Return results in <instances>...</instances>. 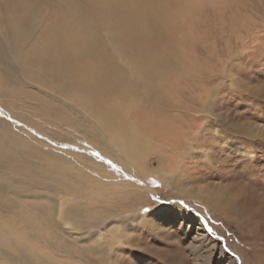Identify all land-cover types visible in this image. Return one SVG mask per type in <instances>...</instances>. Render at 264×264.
<instances>
[{
    "label": "rangeland",
    "instance_id": "obj_1",
    "mask_svg": "<svg viewBox=\"0 0 264 264\" xmlns=\"http://www.w3.org/2000/svg\"><path fill=\"white\" fill-rule=\"evenodd\" d=\"M41 1L45 8L29 19L31 36L15 43L0 0V157L6 159H0V208L11 212L0 214V227L35 225L38 216L28 202L62 196L77 230L89 229L94 217L153 210L148 223L130 227L129 239L116 244L108 264H264V0H126L134 13L117 33L142 46L131 51L132 45L117 44L128 65L103 26L120 16L111 6L114 0ZM103 2L110 10L98 17ZM84 18L95 21L91 30L102 36L122 72L108 93H101L103 105L112 103L115 123L79 111L84 109L68 85L79 84L84 67L92 69L86 48L68 50L75 20ZM46 26L69 52L61 59L55 52L42 53ZM155 34L160 43L152 47L148 38ZM137 63L160 66L151 74L136 72L142 88L130 78ZM94 125L100 131L111 126L112 143L124 135L139 145L142 166L134 163L139 188L125 178L127 168ZM18 230L0 238V246L34 243L32 234L29 240ZM22 230L35 233L36 227ZM34 245L28 255L36 259L44 249L48 260L49 246ZM13 263L0 259V264Z\"/></svg>",
    "mask_w": 264,
    "mask_h": 264
},
{
    "label": "bare ground",
    "instance_id": "obj_2",
    "mask_svg": "<svg viewBox=\"0 0 264 264\" xmlns=\"http://www.w3.org/2000/svg\"><path fill=\"white\" fill-rule=\"evenodd\" d=\"M38 1L43 3V1H41V0H2L1 9H2V16L4 18L3 20L5 21L7 29L10 32V35L13 38V41L15 43H16V41L18 43H20L23 39H27L28 37L31 36L32 28L30 26L29 19H30L31 16L36 15L37 13H40V11L45 8L44 5H40L39 6L38 5ZM85 1L87 2V0H85ZM125 1L126 0H121V1L114 0V1H112L113 3L110 2L111 6L117 8V11L119 10L121 13H120L119 17L118 16L117 17L116 16L115 17H111V18L108 17L109 20H106L108 23H103V26L106 28V31H107V33L106 32L105 33L109 34L111 36L110 38L113 41V48H115L116 50L117 49L119 50V54L122 57V61L124 59H126V62H123V63L128 65L129 64V60H130L129 57L127 55H126V58L124 57L123 51L121 49L122 47H118L117 44L120 43V44H124V45H132V47L130 46L131 51H134L136 48H139L138 50H140V47L142 48V46L139 45L140 43L139 44H135V41H131L130 37L129 38H123L121 36L122 34L118 35V33H117L119 31L121 32V30H123L125 27H127L125 22H128V24H129V15L131 13V9L125 5ZM143 1L144 0H140V3H142ZM96 3H97V0H96ZM103 3L104 4L101 3V5H98L100 7L102 6L99 10L96 9L98 11L97 13L99 14L98 17H100L101 13L105 14V10L107 8L108 9L110 8V4H108L107 2H103ZM57 4H59V3H57ZM98 4H100V3H98ZM91 10H93V9H91ZM159 11H160V9H159ZM85 13L88 16L90 15L87 12H85ZM132 13H134V12H132ZM94 14H96L95 11H94ZM157 17H158V15H157ZM99 20H100V18H99ZM82 21H83V23H85V26H84L83 23L80 22L79 19L75 20L76 27L73 29V32L71 34L70 39H68V43H69L68 50H72L73 48H77L79 50L86 48V51H89L88 53L90 54V57H91L89 60H90V65H91L92 69H87V70H90V71H87L86 67L83 66L84 68L81 71V74H77L79 84H74L73 83V84H68V85H70L72 87V89L74 90V93H76V96L75 95L74 96L77 97V100H76V102H78L77 104L79 105L80 108L84 109V111H82L81 109H79V111H81L84 114H91V115H95L97 117L98 116L99 117L104 116V117L108 118L109 120L113 121V123H115L114 122L115 120L113 119L115 117V112H113L111 110V107H113V106H111L112 103L110 102L111 104L108 103V104H104L103 105L102 104V99L103 98H102L101 93H102V91H103V93L107 92L109 90V86L111 85V82L114 81L116 76L120 75L119 73L122 74V72L120 71V66L118 64H116V61L107 52L108 48L106 49V47L103 44V42L101 43V39L100 38L102 36L98 37L97 36V32L95 33V32H93V30H91V25L94 24L95 21L92 24L86 18L82 19ZM140 23L141 22H139V21L136 22L137 25H139ZM79 24H80V26L82 28H79ZM130 24H132V23H130ZM156 24H158V23H156ZM72 27H74V22H73ZM135 27L136 26H134V28ZM152 27H151V29H152ZM145 28L147 29V27H145ZM94 31H96V30H94ZM42 33H43L42 34L43 37L46 38V43H45V45H44V47L42 49V53H44L45 51L55 52L56 56H58L60 59L65 56V53H69L68 51H64L63 50L62 45L57 42V40L53 36L52 32H49V28L47 26H46L44 32H42ZM105 33H103V34H105ZM129 33H130V31H129ZM140 34H142V33H140ZM159 36H160V32H159ZM107 38H109V36H107ZM148 39H149V42H150L152 47H156L160 43V37H157V35H156V37L152 35ZM162 39H164L163 36H162ZM105 40H106V38H105ZM161 41H163V40H161ZM46 44H50L51 45V49L46 50ZM27 47H29V46H27ZM31 48H32V46H31ZM28 49H30V48H28ZM109 49H111V48L109 47ZM123 50H124V48H123ZM37 51H38V49L36 50V52ZM135 51H137V50H135ZM29 53H31L30 50L27 51V55H29ZM126 53L131 55L132 52L131 53L126 52ZM146 53H144V55ZM31 57H32V55H31ZM121 57H120V59H121ZM135 57H136V55H135ZM115 58H117V57H115ZM134 60H135V58H134ZM136 60H137V58H136ZM134 64H132V65L134 66ZM142 64H144V63H142ZM142 64L137 63V69H136L137 71H135V69H133V67H132V69L130 71V78H132L134 80H137V82H138L137 86H139L141 88H142V85L139 84V80L137 79V77L135 75L136 72L141 71V72H146L148 74H151L154 71L158 72L159 69H160L159 65L153 66V63H152V65H147V66H144V67H141ZM23 66H25V65H23ZM64 67L65 68H69L70 65L68 63H66ZM128 68H129V66H128ZM88 76H90V78L92 76V78L89 79ZM122 76H124L126 78L125 74L122 75ZM22 78H23V76H22ZM52 78H51V80H52ZM130 78L129 79H123V81H120V83H124V85H125V83L128 84ZM150 78H152V77H150ZM46 80H47V78H46ZM60 80L63 81L62 76H61ZM70 80H72V79H70ZM76 81H77V79H76ZM70 82H72V81H70ZM73 82H75V80ZM99 82H103V84H99ZM46 84H48V83H46ZM151 84H149V85H151ZM103 85H105V86H103ZM70 86H66V87L70 88ZM118 86H120V85H118ZM154 86L156 87V85H154ZM61 87H63V86H61ZM114 87L116 88L117 86L114 85ZM115 88H113V89H115ZM158 90L159 89H157V91ZM63 92H65V90ZM109 92H111V91H109ZM136 93H137L136 90H134V95ZM108 95H110V94H108ZM122 96H124V95H122ZM119 97H118V99H119ZM113 100L116 101L115 99H113ZM159 101L160 100H158V102ZM65 103H66V105L69 104V102L68 103L65 102ZM73 104H74V102H73ZM141 104H143V103H141ZM87 116H88L89 121L92 122L93 121L92 118L89 115H87ZM143 117H145V116H143ZM103 120L104 119L102 118V121ZM160 123H162V122H160ZM94 126H95V129L97 131H99L100 135L104 138L105 142L107 144H110L112 149H114L116 151L115 154H117L116 155V157L118 158L117 161H119V163L121 165H123V166H125V168H127L126 172L129 175L127 174L125 178L127 180H130L133 184L137 185V187L135 186L136 188H139L138 186H141L142 183L140 184V182H138V180L139 181H142V180L139 178V175L136 172L137 170L134 169L135 168L134 163H137V166H139V165L142 166L141 164H142V160H143V158H142L143 155L141 154V150H138L139 149V145L136 142H133L129 138L125 137L124 135H122V137L119 138V140H117L116 143H112V141L110 140L111 137H110V134H109V131H108V130H111V128H110L111 126L106 125V127H103V128H105V131H100L101 129L98 127V125H94ZM117 126H118V124H117ZM158 126H160V125H158ZM93 134H94V132H93ZM217 134H218V131H217ZM112 136H113V139L116 138V137L118 138V134H116V133H113ZM13 144H10V145L12 146ZM79 149L82 150V148H80V147H79ZM119 155H121V157H122L121 159L119 158ZM2 158H3V156L0 157V159H2ZM106 159L107 158H104V160L109 163V161L106 160ZM5 160H3V161H5ZM9 161H11V160H9ZM15 166H16V164H15ZM10 167H12V166H10ZM29 172H27V173H29ZM24 175H26V174H24ZM40 176H41V174H40ZM21 177H22V175H21ZM122 181H124V180H122ZM45 186H47V185H45ZM34 190H35V188H34ZM40 191H44V188L41 187ZM40 197L38 196L37 198L39 199ZM34 199H36V198H34ZM41 202H39V203H37V202H32V203L28 202V205L30 206L32 212H35L37 214V216H38L37 218L33 217L34 220H35V225H34V222H31V223H28V224L24 225L21 222H18L17 224H13L14 222L12 221L13 222L12 226L10 225L9 228L11 229L13 227L14 230H10L9 231L8 230L9 228L6 225H4L3 227H0V238H2L3 236H7V237L13 236L15 231L18 230L17 227H20L21 229L18 230V233H22L21 234L22 236L25 233L28 239H29V234H32L34 236V239H35L33 244H25L24 243V245L22 247H20V245L17 242H12V243H15V245H10L9 244L7 246H4V245L0 246V259L1 260H7L9 262L10 261H14L13 264H25V262H29L31 260V258H32L33 261L36 262L35 264H108V261H110L112 256H113V254H115L114 252L116 250L114 251V249H116V244L117 243H122L124 240H127L128 231H129V233L131 231L130 227H134L133 225L140 226L142 223H145V222L148 223L149 213H151L153 211V210H150V211H148V213H145V212H142L141 210L133 209L131 211V213L128 214V215L115 214L112 217L108 216V218H106L105 220L103 218L94 217V222L90 223L89 229L77 230L71 225L70 221L68 220L70 218L66 214V207H65V202L66 201H65V199L62 196H56V197L50 199L46 195L45 199H42ZM0 207H4V206L0 205ZM3 212H4V214L11 213V212H8V211H4V210H2L0 208V214H3ZM29 212H31V211H29ZM29 212H27V213L29 214ZM32 215H30V216H32ZM14 217H16V216H14ZM28 218H30V217H28ZM15 219H17V218H15ZM33 226L36 227V230H34V231H36L35 233H33V232L32 233L31 232L27 233L26 230L25 231L22 230V229H26V227L27 228H31ZM58 237H61V239H67V240H62L61 243H60L59 240H58ZM205 240L206 239H203V241H205ZM38 243L41 244V247H45L47 245L49 246V248H50L49 250H50L51 254L48 253V255H49V259L48 260H46V258H43V257L46 256L44 249H38L39 251H38L37 255H40V256H37L36 259H33V258H35V256L32 257L31 253H30V255H28L29 252L27 250L36 249L34 244H38ZM56 243H60V249H61L60 253H58V248H57ZM199 247L200 246L197 245L196 249H198ZM52 249L55 250V251H53ZM72 253H74L78 258H80L79 259L80 261L74 260L73 257H72ZM224 254L225 253L222 252L221 256L224 255ZM68 256H71V259ZM55 260H57V261H55Z\"/></svg>",
    "mask_w": 264,
    "mask_h": 264
}]
</instances>
